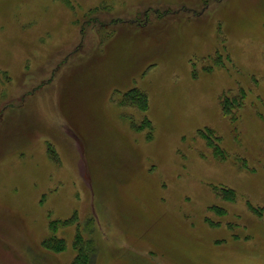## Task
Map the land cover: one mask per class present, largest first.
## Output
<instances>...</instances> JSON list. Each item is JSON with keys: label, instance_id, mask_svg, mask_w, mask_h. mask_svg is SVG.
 I'll list each match as a JSON object with an SVG mask.
<instances>
[{"label": "rangeland", "instance_id": "1", "mask_svg": "<svg viewBox=\"0 0 264 264\" xmlns=\"http://www.w3.org/2000/svg\"><path fill=\"white\" fill-rule=\"evenodd\" d=\"M0 264H264V0H0Z\"/></svg>", "mask_w": 264, "mask_h": 264}, {"label": "trees", "instance_id": "2", "mask_svg": "<svg viewBox=\"0 0 264 264\" xmlns=\"http://www.w3.org/2000/svg\"><path fill=\"white\" fill-rule=\"evenodd\" d=\"M126 95L127 96L129 95V97L132 98L131 100H134L135 101V104L138 106V108H145V107H147V97H146V94H145V92H143L139 88H132V89H130L126 93ZM226 101H227V98H225V99L222 100V110L226 114H228L230 112L228 108H230V107H229V105H228V107L226 106ZM231 102H233V101H231ZM59 242H60L61 248L62 247L64 248V246H63V243L64 242L63 241H59ZM54 244H55V240L53 238H48L47 240H44L43 241V245L45 247H48V248H51V249H54V250L55 249L61 250V248L59 247V244L58 243H56L55 247H54ZM89 250H91V249H89ZM92 253H94V250H91V252H89V255L92 254ZM81 256L82 255L80 254V257Z\"/></svg>", "mask_w": 264, "mask_h": 264}]
</instances>
